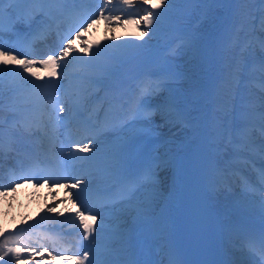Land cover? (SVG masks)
I'll list each match as a JSON object with an SVG mask.
<instances>
[{"label":"bare ground","instance_id":"obj_1","mask_svg":"<svg viewBox=\"0 0 264 264\" xmlns=\"http://www.w3.org/2000/svg\"><path fill=\"white\" fill-rule=\"evenodd\" d=\"M88 1H90V0H88ZM235 1L236 0H211V2L206 1V3H208V4L213 3V7L215 8V10L219 11L215 15V17L212 16V13H211V12H213L212 9H211V11H205L204 10L205 12H202L203 14L202 13L200 14V16L202 15V17H201L202 23L199 26H197L195 24L197 26V30L194 28V31H192L189 28L184 27L183 25H187L186 22H185V24L180 25L183 27L179 26V31H178V33L175 34V36H178L181 34L182 37H185V40H188L190 38V36L194 37V35H195V38H192L193 46H196L197 47L196 51H199V52L194 51L193 56H192L189 51H186L190 47L186 46L187 48L188 47L189 48L187 49L186 47H184V49L182 51H179L176 54L177 57L174 60V62L176 63L175 64L176 67L179 68V71L176 74L180 79V81L178 82V80H177V82H178V86L180 84V88H182V87L183 88L181 90H179L176 87L173 88L175 90V96H176L175 102H177L180 99L183 91L186 92V95H182V96H185V98L183 100L182 99L179 100L181 102H179V101L177 102L178 105L180 104L179 105L180 106V112H178L176 109V111H177V112L175 111L176 117L174 119L171 118L170 120H168L170 123L163 126L162 129H158V126L160 125V123H162L164 121L159 120V119L157 120L155 117L156 115L153 116L151 124L134 123L131 125L130 128L123 129L122 126L125 123H121L119 127H116L113 130L117 133V135L114 136V138H112L114 140L109 141L106 144H102V143L98 144V147L101 150L100 152H103L102 150H108L110 145L112 143H114L121 136H124V135L136 136L137 134L144 132V134H146V135H151V136L158 138L156 141H151V142L157 143V144L149 146L148 150H151L155 147L157 148L160 143H163V141H164L163 138H165L166 141L171 140L174 142L173 144L170 143V146H172V149L174 148L176 143L177 144L180 143L181 139L186 138L187 139L186 142L184 143L183 146H180V148L178 150L179 157H180L179 163L185 164L194 155L196 150L202 145L204 137L209 136L210 137V147H209V156H208L209 163L207 164L208 168H209V173L212 174L213 168L221 169V167L219 165H215V163H213L214 158H213L211 153H214V156L216 158H218L220 160H224V165L226 166L227 169H224L222 171L221 176L217 175V174H212L213 177L211 178V181L213 182V186H211V187L209 186L208 189L206 190V192L208 193V190L210 191L212 188L218 190V187L221 186V183L219 181L222 179H220V178L226 177L227 175H229V173L233 176H236L235 175L236 170L230 171L228 169L229 165L226 164V162H228L229 160L234 161L237 159L236 154L233 151V146L231 144H229V140H235L237 138V136H238L237 130L239 132L241 131V129L237 128L238 125L242 124L244 126L243 128L249 127L248 121H240V119L237 118V114H235V112L233 113V111H235L234 109H236L235 108L236 107V99H239V98H236V96H237L236 92L238 91L239 88H242L240 85L241 84L240 80L242 78L239 80L237 73L240 72V69H241L240 67L242 65L245 64L244 67H247V65L250 66L251 62H253V61L250 60L251 58L248 59L247 61L242 60L240 57L236 58L237 56H235V52H237V51L234 49L235 48L234 45H237L238 42H235L234 38H233V40H229L228 37H224L225 33H227L228 36L231 33L234 35H237V34H239L238 32L242 28L243 29L246 28V27H244V24H245L244 18H246V17L244 15H242L241 13H239V14H241V17H240V15L238 17H236V11L234 13V4H235L234 2ZM119 2H120V0H113L112 5L118 4ZM216 2L220 3L219 4L221 6V7H219L220 10H218V8L215 7L214 3H216ZM153 3H155V2L153 1ZM189 3H191V2H188L187 4H189ZM136 4L142 5L141 0H137ZM208 4H205V7H203V8L204 9L207 8ZM144 6L146 7V5H144ZM201 6H203V5H201ZM210 6H211V4H210ZM95 7H97V3L94 4V8ZM199 7H200V5H199ZM134 8L138 9V6L135 5ZM189 8H188V10H189ZM193 8H195V7H193ZM131 9H133V8H131ZM199 10H201V9H199ZM117 11H120V10L117 9ZM185 11H186V9H185ZM246 13H247V15H249L248 12H246ZM184 16H186V15H184ZM200 16H199V20L196 23H198L200 21ZM239 17L242 19V20L239 19L242 21V22H240L241 24H239L238 20L236 21V19ZM195 18H196V15H195ZM248 18H249V16H248ZM178 19L181 20V18H178ZM193 19H194V16H193ZM254 19H256V18L254 17ZM195 20H197V19H195ZM210 20L212 22L214 21L215 24H213L214 22L212 24H209L210 26L214 25V27L212 26L213 29L211 28V30H206L207 32H209V33H206V31H204L205 30L204 28H206V29L210 28V26L208 27V25H207L208 21H210ZM247 21L248 20H246V22ZM128 23L129 22L126 23L127 28L132 30V28L130 26L131 24L128 25ZM190 23H192V22H190ZM109 24L110 23H106L105 20H103V19L98 20V22L96 23V26H95V27H97L96 35L94 33L91 34L92 29L88 33L84 32L85 35H81L82 43L79 45L77 44L78 47L84 48V46H91L89 51L95 52L99 49V47H97L95 45L99 44V46H101L102 44H104L103 48L106 47L105 48L106 50L114 51V49L112 47L110 48L107 44L108 42H110V40L114 41L116 44H121L125 41H122L121 39H120L121 41L118 40L117 35L114 32L115 26H117V25L116 24L109 25ZM247 24H249V23H247ZM104 25H105V29L110 28V31H108V32L106 31L105 34L102 33V31H101V27ZM254 25H256V24H254ZM254 25H252V28L254 27ZM165 27H167V26H164L163 28H165ZM189 27H190V25H189ZM252 28H251L250 32H252ZM257 28H259V26ZM188 30H190L191 32H187ZM100 31H101V33H100ZM149 32H150V30H149ZM248 33H249V31H248ZM164 34H166V33H164ZM250 36H251V34H250ZM248 37H245V36L242 37L241 38L242 40L240 42H242V44H245V42H246L248 45L249 41L252 40V37H249V39H247ZM16 38L17 37L15 35H13L11 32L5 30L3 35L0 36V45H2L4 49L9 50L12 54L17 55L19 58H23V57L27 56V58H29V59H39V58L47 55V54H44V52L42 50H37V51H34L33 53L31 51H25L24 48H28V47L22 46L23 47L22 48L20 46V42L17 43L18 44L17 45L15 43ZM92 38L97 39L99 41V43L93 42ZM224 38L228 39V41L226 40L227 43L224 41ZM162 39H164V37ZM154 40H156V39H154ZM172 41H173V39H170L169 42L166 41L164 44L165 45L164 47L166 48L168 45H171L170 48H173L175 45H177L178 42H180V40H178V42L176 41L175 43L172 44ZM229 41H231V43H229ZM88 42H92V43L89 45V44H87ZM84 43H86V44L84 45ZM110 43L113 44V42H110ZM130 43H132V42H130ZM142 43H144V42H142ZM147 43H148V41H147ZM162 43L163 42L161 40L160 45ZM187 44H188V42H187ZM164 47L162 48L161 52H164ZM227 47H231V49L229 48L231 51H228ZM40 49H43V48H40ZM181 49H182V47H181ZM192 49H194V47H192ZM99 50H101V49H99ZM176 50H175V52H176ZM252 50H253V47H252L251 51ZM46 51H48V49H46ZM76 51L80 57H83V58L86 57V60L92 59L94 61V65H98V63L96 62V58H94L92 56L83 55V53L78 51L77 48H76ZM134 51H136V50H134ZM248 51H250V50H248ZM143 52H145V51H143ZM143 52L139 51L140 54H143ZM146 52H149V51L146 50ZM223 53H224V55H223ZM241 53H242V51H241ZM129 54H132V53H129ZM150 54H152V53H150ZM243 54H245V53L243 52ZM238 55H241V54H238ZM246 55H247V53H246ZM255 57H252V59H254ZM173 58H175V56ZM75 59H76L75 55H70L68 60H67L68 64L71 61L76 63ZM177 59H179V60L176 61ZM112 60H114V59H112ZM153 60L154 59L149 58V60H147V61L150 64L151 61H153ZM170 60H171V58H170ZM258 60H260L262 62V64L264 65V57L259 56L258 58H256V61H258ZM144 64H147V63L144 62ZM254 64H256V62ZM228 65H229V67H227ZM140 66H143V68H147V65L142 64ZM4 67H5L4 65H0V69H3ZM7 67L14 68L15 70L10 72V73L4 72L2 74V76H3V88L0 89V99H2L0 104L9 105L10 107H15L13 103H10L8 101L9 97L14 95L13 92L11 91V89L16 88V87L22 88L23 85H27L25 80L23 79V77H27L28 80H32V79H36V78L31 77V75L29 73L23 72V69H21L18 65H9ZM118 69H122L123 71L126 70L127 72H129L133 69V63L129 64L126 67H123V65H111V67H106V69H104V70H96L95 69V71L98 72L97 75L94 76L95 82L87 83V84L80 82L79 84H83V86L77 85L79 90L75 91V96H79V99H80L79 100V104H80L79 106L86 105L87 101H89V99L91 97L96 96L98 92H100L101 94H104L102 92L105 89H107V91L105 92V94H107V93L111 92L110 90H108L109 88L120 85L122 80H115L114 83H112L111 79H110V77ZM34 70L38 71L39 75L46 77V72L42 67H40V65L37 64L36 67L34 68ZM139 70L140 69L138 66L135 68V71L132 73L135 80H138L137 79L138 76H136V74ZM68 71L71 72L70 69H68ZM151 73H153V72H151ZM166 73L167 72H162L158 75L162 76L163 74H166ZM242 73H244V72H242ZM153 74H156V73H153ZM247 75L257 76L255 74H252L249 71H247ZM139 76L141 78H143V80H144V78L146 77V73L139 75ZM173 76H174V72H173ZM174 77L176 78V76H174ZM178 77H177V79H178ZM244 77H246V76H244ZM39 82H40V80L36 79V83H39ZM251 82H253L255 84H257V83L261 84V82L256 81L255 78H251ZM73 83L74 82H72V84ZM138 83H139V81H136V84H138ZM158 84L161 85V82H159ZM172 86H174V85H172ZM243 90H241V91H243ZM254 90H255V88H254ZM125 93H127L128 96L124 99V102L122 103V105L120 107H118L116 105V107H115V111L118 113L113 117L114 122L111 123L109 128L106 127L103 131H106L107 129L112 130L118 124L117 122H120L124 117L126 120L130 119L129 121H132L135 118L136 112L133 114L132 110H130L132 108V103L129 101L130 95L128 94V92H125ZM7 94H12V95L6 96ZM123 95H124V93H122L119 96V98H122ZM4 96H6V97H4ZM247 96L251 99H254V96H251V94H248V93L243 95V99H246ZM172 98H174V97H172ZM3 99H5L6 101H3ZM246 105H248V104H246ZM47 107H39V108H36L35 110H29V112L34 111V113L36 114V115H32V114H26V112H23L21 108H14L15 110H14V112H12V110L10 108L5 111L4 108H2L0 106V117L5 118L7 116L8 119H10V120H12L18 124H23L21 119L25 120L26 115H27V117H29L28 115H31L34 117L32 119L38 120L39 125L37 126L35 121L33 123H30L29 125H36L35 127L39 128V130L42 132V135L46 134L50 130V133L48 135L44 136L45 139H50V140L57 139L59 141V140H62V138H64V139H67V142H65V143L68 144L69 135H67L66 132L62 133V134H65V135H63L64 137H62V138L60 135H57V134L59 132H61L60 130H66L65 125H68L71 122L70 119L73 115L71 116L68 114L67 121H63V123H62L63 126H61V125L56 124L54 122H50L48 120V118H46V116L49 117V115L52 116V115L56 114L58 116V117L56 116L58 118L57 120H59L60 117H63V113H58V110H55V111L52 110L50 108V106H49V108H47ZM238 107H239V105H238ZM123 109H125L124 113H123ZM21 113H23L22 116H20ZM126 113H127V116H125ZM43 114H45V116ZM186 114H188L189 116L187 117ZM240 114H238V115H240ZM174 115H175V113H174ZM186 117L193 119L192 121H195V122L190 121L191 124H187L188 122L186 121ZM239 117H241V116H239ZM198 119H200V121H197ZM115 120H117V122ZM253 121L258 122L256 120H252L251 122H253ZM165 123H167V122H165ZM43 125H45L46 127H43ZM113 125H115V126L113 127ZM2 127H4V126H2ZM179 127H182L181 130H177ZM251 130L258 132V134L260 135V132H259V129L257 126L252 127ZM103 131H101V132H103ZM103 133H105V132H103ZM133 134H135V135H133ZM58 136H60V137H58ZM100 136L96 135L95 137H100ZM71 137H72V135H71ZM23 139H25L26 141H33V140H30L29 138H23ZM253 139H256V138L252 137V140ZM80 140H81V137H80L79 141ZM139 142H140V139L136 138V144H138ZM155 149L152 152H155ZM170 151H171V149H170ZM152 152L147 151V153H152ZM228 152L233 154V156L229 159H227L225 157ZM76 153H79V151L76 150ZM156 155L158 156V154H156ZM222 156H223V158H222ZM48 157L55 161L53 156H48ZM239 162H240V160H239ZM170 163H173V160ZM230 163H232V162H230ZM176 169L177 168H175L174 170H176ZM80 171L81 170L77 169L74 172H68L66 175H70L73 177H81L80 175H78V173ZM246 171L248 173H250L248 170H246ZM181 172H183V170H181ZM4 177H5V175H4ZM6 177H7V175H6ZM259 178H261V177H259ZM238 180H239V178L237 177L234 181L228 182L227 186L229 187L230 190L231 189L233 190L236 188V186H238V183H237ZM116 181L117 180H115L114 182L111 181L110 185L107 188H97V187L93 188L92 193L86 194L85 199H87L89 206L94 208V210H95L94 214L99 213V216L104 217V219L102 221L104 229H105L104 237H107L108 230L113 223L114 217L117 214L120 215V223L125 226V230L129 234V237H131L132 235L135 234V229H136V228H134L135 225L134 224L129 225L128 221H125V220H127V219L130 220L133 215H137V212L135 211L136 205L145 199L146 194H147V190L141 189L140 192H142V193L138 192L136 194L137 199L138 198L139 199L142 198V199L139 202H137V201L133 202V205L131 204V207L134 209L130 213H127L128 211H126V210H128L127 209L128 204L127 205L121 204L120 200H114L117 197V195L119 194L121 186L124 184V179H122L120 183L117 182L115 184ZM233 182L236 183L235 186H234ZM7 183H9V179H7L4 182V184H7ZM177 184H178V181H176V185H174L176 187V189L179 186V184L178 185ZM247 188L249 189V192L251 193V197H254L255 195L257 196V198L261 197L262 202H260L259 204H256V206H255V204L251 203V201H249V200L248 201L247 200H241L240 195H238L237 198L240 199L244 205L241 207L234 208L235 206L232 205L233 203L231 204V202L227 201V200L222 201L221 203H220V200L217 203H213L209 200L208 195H207L208 207H209L210 214H211L213 242H214L218 252L224 251V247H222L223 246L222 240H223L224 234L222 235L221 239L219 240V236L216 233L218 231H221V232L223 231V233L226 231L228 232L230 230V228H231V231L233 233H235V231H238V228L236 225H230V228H228L224 222L225 220H223V222H220L219 221L220 214L223 216V214H225V212H226L224 219H225V217L230 219L231 216H233V217L250 216V218H252V220H257L254 218H261V217L264 218V208L262 207V205L264 204V183H261V179H258L257 184H253L251 186H248ZM187 192H188V187H187V190L185 193L187 194ZM53 194H55V195H53ZM176 194H177V192L175 193V198H176ZM160 196L161 195L158 194V195H156L155 199L152 200L151 207L147 213H152L154 210L162 208L161 199L165 196V194L163 197H160ZM157 197H159L158 202L155 201L157 199ZM60 201H64V202H60ZM53 204H55L54 212H48V208L52 207ZM234 204H236V202ZM78 206H79L78 203H73L71 201V199L69 198V193H68V191L65 190L63 183H60L55 187H50L49 184H43V183H41L40 186H36L34 182L33 183H17L16 187H15V191L14 192L13 191H7L6 194H4L3 189H0V242L4 241L5 236H8L9 238H11L13 235H19V233H18L19 229L25 228L26 223L31 221L32 217L35 218L36 216H40V214L43 215V218H50L51 216H55V217L60 218L61 216L59 214L61 212H63L64 215H63V218L61 221H66V222L69 221V222H73V223L77 224L75 222V218L69 214L68 210L70 209L71 213H75L76 208ZM168 206L174 207V208H172V211H171V213H169L168 217L164 216V219L160 220L159 224L155 225L156 227L154 230H152V232H149L148 234H144L142 236H138L137 239L136 238L134 239L133 243H135L136 241H137L136 243H139L138 248L136 250H134V248H132V253H133L132 257H130L129 251H128L127 259L137 261V262H139V264H164L163 260L166 259V255L164 253L162 254V252H160L159 250H156L155 244L157 242H162L161 237L165 236V235H167V236L176 235V238L171 239L170 242L174 246V250L180 248L181 244H180V236H179L180 235L179 222L182 221V213H183L184 207L182 205H179L178 203L174 204L173 202ZM114 207L117 209V211H114ZM228 207H231V208L233 207L235 210V213H233L231 215L228 211H226V209ZM215 208L216 209L221 208L219 211L217 210L218 211L217 215L214 214ZM247 208H250L251 215L246 214V212L244 211ZM256 208L258 209L259 214L254 213V212H256ZM232 212H233V209H232ZM140 216L145 218L144 215L143 216L140 215ZM36 219H38V218L36 217ZM146 219H149V220L145 225H150L153 223V221L156 219V217H146ZM35 222H37V221H35ZM166 223H169L167 226L174 224L176 226L175 230L172 229L171 231H169L167 233H166V231H163V234L160 233L158 235V237H155L154 232H157L160 229L163 230ZM98 224H99V217H98ZM74 228H78V232L76 233L77 234L76 237H73V239L75 241L80 242V244H82V245L81 246L78 245V248H76L74 250H70L69 252L73 253L74 255H81L82 256L84 251L89 250V248H91L94 244H97V242L92 241L91 239L83 240V238L81 236L82 230L79 229L78 225H74ZM27 244L30 247L40 248V246H39L40 244L37 241L35 244L29 243V242ZM62 246L63 245H61L60 247H62ZM129 246H130V244H129ZM37 250H39V249H37ZM97 251L100 252V251H102V249L98 247ZM52 255H54V254H52ZM226 255H229V254H226ZM60 256L61 255H58V257H56V259L53 261L51 259V257L47 256L46 253L42 258L40 256H32L31 258H29L28 255L26 254L25 257H23L21 259L20 264H25V260H27V264H35L32 262H36V261H40V264H66V263L69 264V257L62 259V258H60ZM191 257H193V259L195 258L194 255H191ZM90 258H91V253H90ZM30 261H32V262H30ZM233 261H234V257H233ZM85 264H87V262H85Z\"/></svg>","mask_w":264,"mask_h":264},{"label":"snow or ice","instance_id":"obj_2","mask_svg":"<svg viewBox=\"0 0 264 264\" xmlns=\"http://www.w3.org/2000/svg\"><path fill=\"white\" fill-rule=\"evenodd\" d=\"M120 2L125 6L126 10L127 8H133L137 0H120ZM174 2L176 0H156L155 3H153V0H141V3L146 5L144 14L138 19L129 15V20L136 24L138 30L141 27V23L145 28V31H138V38L143 39L146 35H149L148 30L154 31L153 25L158 26L160 24L164 12H167L168 7ZM236 2L245 5L253 2L264 5V0H236ZM87 3L88 0H0V36L7 30L17 37L18 42H21L22 37L26 39L25 33L31 31L38 21L45 23L54 15L79 19V23L76 24L75 28L69 30V35L62 38L58 53L47 54L39 59H29L27 56L19 58L0 45V65L5 66L0 69V89L3 88L2 74L15 70L7 67L9 65H18L23 69V72L29 73L31 77L43 81L42 83H36V79L28 80L27 77H23L29 87L11 89L23 112L35 110L39 107H47L49 104L54 111L58 108V113L71 112L73 106L71 103H67L68 91L64 81H68L69 86L73 81H79L84 84L95 82L93 75L95 65L92 59L84 60L83 57H80L79 67L75 68L73 72L68 71L67 58L70 53L76 51L73 46V40L80 38L83 31L91 28L100 19L105 20L106 23H115L117 26L122 21L121 15L113 14L117 11L114 6H110L113 0H96L97 7L91 11L84 7ZM161 8H164V12L158 11ZM256 19L259 21L261 32H264V7L259 9V16ZM129 20L123 21V23L129 22ZM73 31L74 35L72 34ZM258 43L260 48L264 50V39H260ZM90 47L84 46L83 52L89 53ZM133 47L140 48L142 45H114L112 57L116 58L123 55L118 50ZM246 47H251V41ZM89 54L92 57H99L102 54V50L98 49ZM37 64L45 70L47 78L39 75L38 71L34 70ZM261 73L264 74V65L261 66ZM52 78L56 79L53 80ZM161 87L162 85L160 84L150 86L144 92V99L137 106L135 118L125 123L122 126L123 129L130 128L134 123L151 124L154 111L161 113L162 118L164 115H173L175 100L171 97H164L163 93L158 91ZM260 87L261 91L264 92V81L261 82ZM153 97L157 99L156 103L152 102ZM247 107L249 111L245 112L244 115L247 117L251 114L254 119L258 120L260 136L262 141H264V96L259 99L258 104L255 100H250ZM83 131L89 133L91 130L85 127ZM16 134L21 136L30 135L31 128L25 123L17 127L16 132L9 136L8 151L16 152L20 156L22 150L16 146ZM3 137L4 131L0 127V161L3 160L4 156L5 144ZM85 139H88V143L81 147L79 141L71 139V132L69 131L68 154L63 156V149H61L60 155L63 156L65 161L75 160L83 162L84 167L93 169L94 173L101 178L119 179L121 177H130L127 180L128 187L125 193L122 194L120 203H130L141 189L147 190L145 199L139 202L135 208L138 216L146 215L151 207L152 200L158 195L160 174L169 161L155 157L150 162H144L141 159V150L136 144L135 136H121L110 145L103 157L100 155L99 141L96 140L95 136L89 138L88 135H85ZM229 144L233 146V151L238 160L247 153L257 151L252 140L251 127L241 129L237 138L229 140ZM74 149L86 154L91 153V155L79 156ZM259 154L264 157V142L259 147ZM24 160L31 161L28 167L24 166ZM18 164L19 174H17L16 166L14 165L10 170L9 183L4 184L0 181V189L4 190V194L7 191L14 192L17 183L34 182L36 186H40L43 183L49 184L50 187H55L57 183L64 182L65 190L68 191L71 201L79 204L75 213H71L69 209V214L75 218L79 229L82 230L81 236L83 240L91 239L96 241L97 244L84 251L82 256L73 255L69 257V264H85V262L87 264H139L137 261L127 259L130 237L125 230V226L120 223L119 214L114 217L113 223L108 230V235L104 237L105 229L102 223L104 217L99 216V213L94 214V208L90 207L87 199H85L86 194H90L93 191L90 179L63 175L59 171L58 164L53 159H49L47 156L44 159H40L39 156H34L27 151L23 152L22 159L18 161ZM92 174V172H89L87 175L90 176ZM261 183H264V169L261 170ZM54 210L55 204L48 208V212H54ZM114 211H117L115 207ZM59 215L63 216L64 213L61 212ZM31 227V224L27 226V228ZM27 228H20L19 232H26ZM25 239L26 237L19 235H13L11 238L5 236L4 242L0 243V261H3V264H20L21 259L26 254L29 258L32 256H40L42 258L45 253L53 261L56 259L51 252H47V249L37 250L34 247H30L27 243H24ZM98 247L102 251L98 252ZM248 247L254 253L259 252L261 264H264V233H261L258 237H249ZM25 264H27V260H25ZM36 264H40V261H36ZM169 264H175V262L170 261Z\"/></svg>","mask_w":264,"mask_h":264},{"label":"rangeland","instance_id":"obj_3","mask_svg":"<svg viewBox=\"0 0 264 264\" xmlns=\"http://www.w3.org/2000/svg\"><path fill=\"white\" fill-rule=\"evenodd\" d=\"M154 2H156V0H153ZM194 1V2H193ZM206 1H208V2H211V0H176V2H174V3H172L171 4V6L170 7H168V10L167 11H170L171 12V14H170V16L172 15V17L174 16V18L176 19V22H174V23H172V24H170V25H177V26H180V25H183V24H185V22L187 23V25H183L184 27H186V28H190L191 27V29L194 31V28L197 30V26H199L201 23H202V21H201V17H202V15L200 16V14L202 13V12H205V11H211V9H212V11L213 12H211L212 13V16L213 17H215V15L217 14V12H219V11H216L215 10V8L213 7V3H210L211 4V6H210V4H208V3H206ZM188 2H191V3H189V4H187ZM203 2V3H202ZM119 3H121V2H119ZM217 3V2H216ZM214 3V5H215V7L216 8H218V10H220L219 9V7H221L219 4L220 3ZM235 4H234V10L236 11V17H238L239 15H240V17H241V14L242 15H244L246 18H244V22H245V24H244V27H246L245 29L247 30H245V29H241L238 33H239V37L237 36V35H234V34H229V36H228V38H229V40H233V38H236L235 39V42H238V44L237 45H234L235 46V50L237 51V52H235V56H237L236 58H241L242 60H248V59H250L251 58V61L253 60L252 59V57H255V58H257V57H264V50H262L261 48H260V46H258L259 45V43H258V41L260 40V39H264V32H261V30H260V27L259 28H257L258 26H259V21H258V19H254V17L256 18V17H258L259 16V9L260 8H262L264 5H260V4H258V3H255V2H253V3H251V4H240V3H238V2H234ZM197 4V5H196ZM205 4H208L207 5V8H203V7H205ZM182 5V6H181ZM193 5V6H192ZM199 5H200V7H199ZM201 5H203V6H201ZM191 6V7H190ZM262 6V7H261ZM187 7V8H186ZM190 7V8H189ZM193 7H195V8H193ZM180 8V9H179ZM188 8H189V10H188ZM193 8V9H192ZM203 8V9H202ZM185 9H186V11H185ZM199 9H201V10H199ZM122 10V11H121ZM121 10L120 11H117V12H115V13H113V14H118V15H121V21H122V23L119 25V26H115V33H116V35H117V38L120 40H122V41H130V42H133V45H142V47H140V48H133V49H123V51H120V52H122L123 53V55L122 56H120L119 58L120 59H124V61L125 62H127V61H129L130 59H131V57L132 56H134V57H142V56H149L150 55V53H152L154 56H155V59L154 60H158L157 62H156V66H154V68H155V70H157V71H159V72H161L162 70H164L165 69V67H170V69L172 68V70H173V72H174V74H175V76H176V78L175 77H173V80L171 79V80H167L165 83H162L161 85H162V88H160L158 91L159 92H162L163 93V95H164V97H172L171 95L174 93V89L173 88H178L179 90H181L182 88H180V84H179V86H178V82L180 81V79H179V77L177 76V72L179 71V68L178 67H176V63L174 62V60L176 59V54L179 52V51H182L183 49H184V47H186V46H189L187 49L188 50H186V51H189L190 53H191V55L193 56V49H192V47H195V46H193V40H192V38L189 40V41H186L184 44H181L178 48H174V50H176V52H173L172 54H167V55H163V57H157V55L160 53V50L162 51V47L164 46V45H160V41L162 40L163 41V34L164 33H166L165 32V30H162L163 29V27L164 26H169V24H167L166 22H165V17L166 16H163L162 17V20H161V22H160V24L157 26V25H153V28H154V31L153 30H150V32H149V34L150 35H146L143 39H140V38H138V35H137V33H138V31H145V28H144V26H143V24L141 23V27L139 28L140 30H138L137 29V26H136V24L134 23V22H132V21H130L129 20V16L128 15H126L125 14V11H124V8H121ZM140 10L141 11H137V12H139V13H137V15L136 16H133L135 19H138L140 16H142L143 14H144V10L145 9H143L142 10V7H140ZM198 12H197V11ZM205 10V11H204ZM124 11V12H123ZM196 11V12H195ZM238 12V13H237ZM246 12H248L249 13V15H247V13ZM258 12V13H257ZM191 13V14H190ZM194 13V14H193ZM239 13H241V14H239ZM257 13V14H256ZM107 14V13H106ZM203 14V13H202ZM184 15H186V16H184ZM195 15H196V18H195ZM255 15V16H254ZM188 16V17H187ZM190 16V17H189ZM193 16H194V19H193ZM199 16H200V21L198 22V23H196L198 20H199ZM248 16H249V18H248ZM183 17V18H182ZM192 17V18H191ZM198 17V18H197ZM237 18L236 19V21L238 20V22H239V24H241L240 22H242L241 20V18ZM178 18H181V20L180 19H178ZM178 19V20H177ZM185 19V20H184ZM195 19H197V20H195ZM239 19H241V20H239ZM126 20H129V23H128V25H130L131 26V28H132V30H130L129 28H127V26H126V23H123V21H126ZM188 20V21H187ZM194 20V21H193ZM246 20H248L247 22H246ZM98 22V21H97ZM181 22V23H180ZM190 22H192V23H190ZM214 22V21H213ZM211 20L210 21H208V23H207V25H208V27L210 26L209 24H212L213 23ZM258 22V23H257ZM247 23H249V24H247ZM256 24V25H254V24ZM111 24H115V23H111ZM111 24H109V25H111ZM197 26H196V25ZM213 24H215V22L213 23ZM106 25V24H105ZM105 25L104 26H102L101 27V31H102V33H104L105 34V32L107 31H110V28H107V29H105ZM189 25H190V27H189ZM195 25V26H194ZM247 25V26H246ZM252 25H254V27L252 28ZM96 26V24H94L91 28H88L86 31H83L82 33H81V35H85L84 34V32H86V33H88L91 29H92V31H91V34H95L96 35V29H97V27H95ZM183 26H180V27H183ZM214 27V25H211L210 26V28H208V29H206V28H204L205 30L204 31H206V30H211V28L213 29V27ZM95 29H94V28ZM250 27V28H249ZM248 28V29H247ZM251 28H252V32H250L251 31ZM117 30V31H116ZM161 30V31H160ZM101 31H100V33H101ZM149 31V30H148ZM248 31H249V33H248ZM206 33H209V32H207L206 31ZM154 34V35H153ZM158 34V35H157ZM250 34H251V36H250ZM155 36V37H154ZM159 36V37H158ZM252 37V40H251V47H246V45H247V43L245 42V44H242V42H240L242 39V37ZM81 37V36H80ZM153 37V38H152ZM233 37V38H232ZM249 37L247 38V39H249ZM258 38V39H257ZM154 39H156V40H154ZM160 39V40H159ZM78 40H79V38H78ZM78 40L77 39H74L73 40V46H78L77 44V42H78ZM92 40H93V42H95V43H98V40H96V39H93L92 38ZM137 40V41H136ZM146 40V41H145ZM150 40V41H149ZM227 41H228V39H226ZM226 40H224V41H226ZM147 41H148V43H147ZM157 43H156V42ZM130 42H126V43H130ZM137 42V43H136ZM141 42V43H140ZM142 42H144V43H142ZM187 42H188V44H187ZM192 44H190V43ZM256 44H255V43ZM89 44H91L92 42H88ZM139 43V44H138ZM152 43V44H151ZM227 43V42H226ZM229 43H231V41H229ZM144 44V45H143ZM148 45V46H147ZM184 45V46H183ZM239 45V46H238ZM241 45V46H240ZM61 46H59V48H60ZM181 47H182V49H181ZM252 47H253V50L251 51V49H252ZM59 48H57L55 51H54V53H58V51H59ZM228 48V51H231L230 49H231V47H227ZM230 48V49H229ZM248 48V49H247ZM149 49V50H148ZM181 49V50H180ZM242 51V53H241V51ZM127 50V51H126ZM134 50H136V51H134ZM142 50V51H141ZM146 50L147 51H149V52H146ZM247 50V51H246ZM248 50H250V51H248ZM126 51V52H125ZM133 51V52H132ZM139 51L140 52H143V51H145V52H143V54H140L139 53ZM246 51V52H245ZM243 52L245 53V54H243ZM129 53H132V54H129ZM134 53V54H133ZM246 53H247V55H246ZM49 54H52V53H49ZM146 54V55H145ZM238 54H241V55H238ZM175 56V58H173L174 56ZM223 55H224V53H223ZM251 56V57H250ZM245 57V58H244ZM127 58V59H126ZM170 58H171V60H170ZM112 59H114L115 60V58H113V57H111V60L110 61H112ZM179 59H177L176 61H178ZM244 66H245V64L244 65H242L240 68H242V69H240V72H238V73H240L239 75H242V77H244V76H246L244 73H242V72H244ZM261 66L262 65H257L255 68H254V70H253V73L254 74H258L259 76H261L260 78H263L264 79V74H262L261 73ZM110 67H111V65H110ZM176 69H175V68ZM227 67H229V65L227 66ZM226 67V68H227ZM178 68V69H177ZM242 73V74H241ZM177 77H178V79H177ZM242 77H239L238 79L240 80ZM247 77V78H246ZM244 79H246V81L245 82H242L240 85H241V87L242 88H239L238 89V91L236 92V94H237V96H236V98H239V99H236V109H234L235 111H233V113L235 112V114H237V117L238 116H243L242 117V119H246V117H245V112H248L249 110H248V107L247 106H245V105H243V94H244V92H250V93H253L255 96H256V101L257 102H259V99L262 97V96H264V94L262 95V92H260V91H257L258 89H256V87H255V85H253V84H251V82H248L247 81V79H248V76H246ZM176 79V80H175ZM177 80H178V82H177ZM238 81V80H237ZM177 82V83H176ZM167 85V86H166ZM172 85H174V86H172ZM245 85V86H244ZM254 88H255V90L257 91H255L254 90ZM171 89V90H170ZM244 89V90H243ZM241 90H243V91H241ZM242 93H241V92ZM253 91V92H252ZM173 92V93H172ZM241 94V95H240ZM12 95V94H11ZM182 95H186V92L185 91H183L182 92ZM181 95V97H180V99L179 100H183L184 98H185V96H182ZM154 99H156L155 97H153ZM174 99V98H173ZM242 99V100H241ZM178 100V101H179ZM10 103H13L14 105H18V103H17V101H16V96L15 95H12L11 97H9V100H8ZM154 101H156V100H154ZM175 101H176V99H175ZM177 101V102H178ZM179 102H181V101H179ZM258 104V103H257ZM238 105H239V107H238ZM50 106V108L52 109V106L49 104L48 105V107ZM176 106V105H175ZM47 107V108H48ZM238 107V108H237ZM176 109V108H175ZM175 109H174V113H175V115H174V113H173V115L172 116H167V115H164L163 116V118H162V114L161 113H159V112H155L154 111V114H153V116H155L156 117V119L158 120H163L164 122H162V123H160V125L158 126V129H162L163 128V126H165L166 124H168V123H170L168 120H170L171 118L172 119H174L175 117H176V112H175ZM53 110V109H52ZM57 110H58V108H57ZM238 111V112H237ZM241 113V114H240ZM238 114H240V115H238ZM57 115L55 114V115H49V117L47 116V118H48V120L50 121V122H54V123H56V124H58V120L56 119L57 117H56ZM174 116V117H173ZM241 117H239V118H241ZM249 117H253L251 114H249L248 116H247V118H249ZM165 122H167V123H165ZM181 128L182 127H179L177 130H181ZM116 135V133L115 132H109V133H107L105 136H102V140H98V141H103V142H109V141H112V138H114V136ZM253 140H255V139H253ZM171 141V140H170ZM86 143V142H85ZM88 143V142H87ZM170 143L171 142H168V140L167 141H165V142H163V143H161L160 145L162 146L161 148L163 149V148H169V147H171L170 149L172 150V146H170ZM172 144V143H171ZM82 145V144H81ZM217 145V144H216ZM163 151H165V150H163ZM163 151H162V153L161 154H159V156H163ZM228 153H230V152H228ZM233 156V154L232 153H230L229 155L227 154L225 157L227 158V159H229V158H231V157H229V156ZM218 160H220V159H218ZM222 173V172H221ZM230 175V174H229ZM243 185H245V186H249V185H252L253 183H251V182H243L242 183ZM213 186V185H212ZM211 187V186H210ZM164 188V182H163V178H159V186H158V193L161 191V189H163ZM238 195H240V199L241 200H249V201H251V203H253V204H255V206H256V204H259L260 202H262V198L260 197V198H257V196L255 195L254 197H251V193L249 192V190L246 188V187H243V186H236V188L235 189H229V187L228 186H220V187H218V190H216V189H214V188H212L210 191H209V200L211 201V202H213V203H217V202H219V200H220V203L222 202V201H230L231 202V204L232 205H234L235 207H241V206H243L244 204L241 202V200L240 199H238L237 197H238ZM224 198V199H223ZM142 198H136L135 197V199L132 201V202H130V204L129 203H127L126 205L128 206L127 207V209L128 210H126V211H128L127 213H130L134 208H132L131 207V204L133 205V202H139L140 200H141ZM251 199V200H250ZM157 201H158V199H157ZM156 201V202H157ZM234 201V202H233ZM236 202V204H234ZM258 202V203H257ZM263 204V203H262ZM264 205V204H263ZM264 208V207H263ZM218 210V209H217ZM217 210L215 211L216 213H217ZM259 211H258V209L256 208V212H254V213H258ZM259 214V213H258ZM218 235H219V233H218ZM220 236H221V234H220ZM4 241H1L0 243H3ZM234 242H237L235 239H234ZM234 246H233V249H232V251L233 252H235V254H236V263L237 264H261V256L258 254V253H254V252H252V251H250L249 250V248H247L245 245H242V244H240V245H237V244H235V243H232ZM56 256V255H55ZM68 256V255H67ZM72 256V254H70L69 255V257H71ZM242 261V262H241ZM30 262H32V261H30ZM32 263H35L36 264V262H32ZM0 264H3V261H0ZM67 264V263H66Z\"/></svg>","mask_w":264,"mask_h":264}]
</instances>
